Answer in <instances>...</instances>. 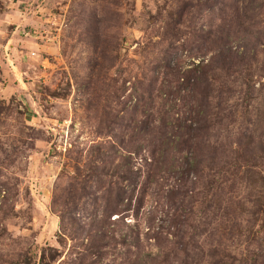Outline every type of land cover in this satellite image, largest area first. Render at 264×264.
<instances>
[{
    "label": "rangeland",
    "instance_id": "374dc122",
    "mask_svg": "<svg viewBox=\"0 0 264 264\" xmlns=\"http://www.w3.org/2000/svg\"><path fill=\"white\" fill-rule=\"evenodd\" d=\"M239 30H246L249 43L239 49L249 54L240 74L218 70L214 82H206L234 91L227 101L232 119L210 131L209 139L233 141L246 132L264 147V0H0V183L13 187L0 215V264L18 256L39 264L42 255L43 264H140V255L150 256L147 264H264V182L258 175L248 185L235 178L232 191L228 176L212 202L203 163L191 178L200 180L186 184L183 202L168 197L178 185L162 171L141 194L149 173L147 141L141 138L137 154L129 152L130 127L114 123L126 122L146 88L161 106L165 81L153 71L155 63L170 59L183 71L213 61L216 50L227 46L225 38H213L229 33L228 46L235 47L232 34ZM108 150L115 164L131 154L138 177L130 208L144 197L137 217L133 209L111 217L120 216L107 224L117 244L98 258L84 251L87 238L82 244V238L67 236L51 203L59 194L69 197L71 185L78 186L87 168L104 164ZM94 179L77 191L85 193L77 196L75 217L81 221L105 192ZM201 202L204 211L198 212ZM209 204L219 210L210 212Z\"/></svg>",
    "mask_w": 264,
    "mask_h": 264
},
{
    "label": "trees",
    "instance_id": "16d2710c",
    "mask_svg": "<svg viewBox=\"0 0 264 264\" xmlns=\"http://www.w3.org/2000/svg\"><path fill=\"white\" fill-rule=\"evenodd\" d=\"M238 19H241L239 13ZM239 33V35H236V33L232 34V37L238 40V44L235 47L228 46L233 40L230 38L229 33H222L220 36L216 35L213 38L215 42L222 41L223 38L227 40L226 47H220L216 50L213 61H202L199 64L192 63L190 68L183 71H181L180 63L170 66V59H166L162 63H155L153 71L163 73L164 81L167 83L162 82L158 92L163 101L161 106L159 104L155 106L153 100V95L155 94L146 88L141 94L142 104L136 103L131 106V112L125 118L126 122L114 121L115 124L130 127L129 142H126L129 152L137 154L143 149L141 138L147 141L145 151H147L149 156V160L148 158L146 160L149 173L143 183L141 194L149 188L155 175L162 171L167 173L169 177L173 176L178 185L175 189L169 190L168 197L172 200L173 197L180 198L181 202H183V198L188 195L187 189L189 186L186 184L196 183L199 178H191L198 177L197 174L202 170L200 166L203 163H206L208 170L207 191L208 193L210 192L209 197H211L212 202H214V197L217 193L221 191L220 185L225 183L223 185L226 186L228 183L227 181L230 178L228 176H231L230 191L235 186V178H238L241 183L248 185L253 184L255 175H258L261 182H264V176L261 174L264 173V147L257 146L251 133H240L234 137L233 141L226 140L222 142L216 137L211 142V139H209L213 135H210V131L217 130L224 119H232L233 106L228 109L227 101L234 91L231 90V86H227L223 82L218 90L210 88L206 82L208 79L214 82L213 77L218 70H231L235 75L240 74V72H237V68L247 62L249 54L245 50L240 52L239 49L249 43L246 41V30H239ZM206 45L209 46L207 43ZM115 46H117V43ZM230 74L232 73H228L227 76ZM173 83L175 84V89L171 87ZM247 94L248 91H245L246 96ZM169 98H171L173 103L167 105L165 103ZM139 113L141 115L140 118L138 117ZM116 114L115 109L114 115L116 116ZM142 115L144 118H142ZM115 136L122 138L123 132H117ZM109 151L106 152V159L103 160L105 163H101L102 166H100L101 164L96 165V169L93 170L87 168L88 174L77 183L78 186L75 188L71 185L69 197L59 194L51 203V209L53 212L58 213L63 231L68 234L67 236L70 239L82 238V244L83 239L87 238V242L83 244L84 251L87 254H95L98 258L108 253L110 247L114 249L117 244L115 236L111 233L112 229L107 224L114 223L120 216L116 219H111V217L121 212H125L121 217H126L130 209H133L137 217L144 197V195L140 194L141 196L136 199V205L130 208L133 206L132 200L138 177V173L135 171L137 170L131 167L133 162L130 153L122 158L119 163L115 164L113 159L110 158L111 156H109ZM1 167L2 165L0 164V174L2 172ZM79 171L80 169L76 167L75 172L77 174L75 173L73 176L75 179L80 177ZM92 175L95 178L97 188H101L105 192L101 198L96 196L94 209L89 211L86 220L84 218L81 221V218L77 219L75 217L79 206L77 196L85 193L77 191H82L85 183L89 182L93 177ZM11 190H13V187L0 183V215L2 216L6 212L4 206L13 197ZM62 196L64 199L61 198ZM121 204L122 206L119 209L118 206ZM261 204L262 201L256 199L257 212H261ZM209 206L211 207H209L210 212L219 210L211 206V204ZM83 207L84 205H82L81 209ZM203 207L204 202H201L197 211L203 212ZM225 207L230 208L229 201H227ZM227 214L228 211L225 212L224 217ZM234 226L235 224L232 225L230 232H233ZM129 229L130 233L134 234L135 229L132 226H129ZM176 229L178 228L176 227ZM81 234H84V236H81ZM137 237V234L133 237L136 243ZM126 238L127 236H121V243L130 247L131 244L127 243ZM140 256L138 257L142 261L140 264H147L145 258L150 256ZM1 258H3V255H0ZM50 259H54V257L51 256ZM28 260L18 256L9 262L12 264H25L30 262ZM43 260L44 255L40 257L39 264H43ZM151 260L153 261L155 258L151 256ZM47 262L45 263L47 264ZM185 262L183 261L182 264H185Z\"/></svg>",
    "mask_w": 264,
    "mask_h": 264
}]
</instances>
